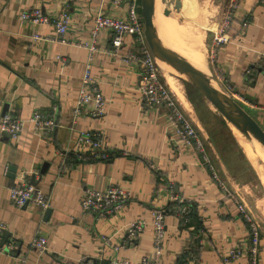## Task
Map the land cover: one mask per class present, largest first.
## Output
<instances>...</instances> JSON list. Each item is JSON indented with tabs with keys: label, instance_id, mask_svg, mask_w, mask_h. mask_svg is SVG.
<instances>
[{
	"label": "crops",
	"instance_id": "0c3cea01",
	"mask_svg": "<svg viewBox=\"0 0 264 264\" xmlns=\"http://www.w3.org/2000/svg\"><path fill=\"white\" fill-rule=\"evenodd\" d=\"M29 8H41L50 16L66 8L71 19L62 39L51 24L20 22L19 12ZM99 10L119 18L126 14L125 4L115 6L112 0H0V116L10 112L23 121L15 137L0 132V223L5 227L0 242L6 233L2 245L12 246L0 252V264L86 260L112 264L122 259L136 264L142 257L152 259V210L160 207L167 214L159 264H175L177 256L190 248L198 255L194 258L189 252L185 264H251L248 223L234 198L212 177L200 155L174 136L167 110L147 108L141 102L138 68L108 53L106 29L99 31L90 60V74L105 98V113L93 117L89 102L74 119V102L89 55L79 44L90 43ZM216 34L227 41L216 44ZM205 37L210 76L264 130V2L235 0L229 20H212ZM128 51L123 46L119 53ZM173 92L198 126L218 176L230 192L241 194L243 186L231 175L219 134L213 131L214 121L223 124L222 118L193 86H185L181 95ZM52 106H57L54 130L36 129L32 114L49 112ZM198 106L206 119L199 116ZM87 131L100 132L107 159H92L89 147L75 143L79 133ZM29 182L44 192L49 202L45 210L11 202L10 188ZM111 186L130 193L121 210L109 218L82 212L85 188L103 191ZM173 193L196 204L199 222L191 218L186 226H179L180 219L170 208ZM137 220L144 221V227L127 241L125 228ZM36 236L47 239L44 251L31 245ZM263 244L261 239L257 264L264 262ZM237 247L243 248L242 255L225 261Z\"/></svg>",
	"mask_w": 264,
	"mask_h": 264
},
{
	"label": "built area",
	"instance_id": "2783aa9c",
	"mask_svg": "<svg viewBox=\"0 0 264 264\" xmlns=\"http://www.w3.org/2000/svg\"><path fill=\"white\" fill-rule=\"evenodd\" d=\"M264 2V0H260ZM115 6L125 4L126 14L123 18L113 16L103 10H99L93 20L90 43L82 42L79 45L89 51L88 61L85 64L82 81L83 85L79 89L74 102V119L78 116L81 108L93 103L91 115L93 117L103 116L105 113V98L100 92L96 80L90 74V60L92 53L96 50L95 40L101 29H106L110 33V49L108 53L114 56H122L127 62H133L138 68L139 84L138 92L141 102L147 108H165L168 112L169 125L174 136L184 144L185 147H191L201 157L202 161L209 167L212 177L217 181L218 174L211 163L207 152L204 139L200 134L198 126L181 107L176 94L168 85L158 60L154 57L144 35V22L141 15L140 0H112ZM18 19L22 23L30 25L51 24L57 36L62 39L70 26V13L66 8H62L54 15H49L41 8H29L21 10ZM130 37L129 41L126 40ZM213 41L218 44L227 41L223 35H214ZM127 46L129 51L121 55L120 48ZM57 106H52L51 111H35L31 116L36 129L42 132H52L57 125L56 122ZM23 121L21 118L10 112H5L0 116V132L8 137H15L21 130ZM78 146H87L90 148L92 159H107L108 149L103 143L100 132L87 131L81 132L75 139ZM8 172V169L6 170ZM220 187L236 202L242 218L248 223L249 236L247 240L248 251L251 255V264H257L258 248L261 243L260 225L250 213L247 203L237 193H232L221 180L218 182ZM11 202L22 207L27 204H34L45 210L49 206L48 199L44 192L29 183L13 186L9 190ZM130 198V193L118 186H111L106 190H94L85 188L81 199V210L84 214H92L97 218H109L121 210ZM172 199L178 203L184 199L177 194H172ZM188 212L187 206H181L178 209V218H183ZM167 212L163 207L152 210L153 215V248L155 257L148 259L142 257L136 264H159L158 255L163 248L165 240V216ZM187 218H184V222ZM144 221L137 220L129 223L126 228V239L132 241L142 231ZM4 225L0 223V235L4 230ZM47 239L44 236H36L32 239L31 245L40 251L46 248ZM11 245L0 246V252L11 249ZM242 249H234L225 257V261L235 259L242 255ZM79 264H96L95 261H80ZM112 264H134L129 260L122 259Z\"/></svg>",
	"mask_w": 264,
	"mask_h": 264
},
{
	"label": "rangeland",
	"instance_id": "374dc122",
	"mask_svg": "<svg viewBox=\"0 0 264 264\" xmlns=\"http://www.w3.org/2000/svg\"><path fill=\"white\" fill-rule=\"evenodd\" d=\"M172 1L167 0L168 3L163 7L164 10H170L168 15L164 14L163 9L161 13L159 5V11L157 12L161 23L171 25V28L167 30L168 39L184 46V48L201 50L203 53L202 57L206 63V60L209 61L207 54L210 56V52H207L205 47V30L211 26L212 20H216V18L220 23L227 22L234 9L235 0H182L180 10L174 9ZM210 40L212 39L210 38ZM178 55L181 56L180 54ZM181 57L183 58V56ZM159 64L160 66L162 65L161 63ZM161 68L170 88L181 95L182 89L185 90L186 86L184 77L178 73L169 72L163 65ZM206 73L209 74V71L207 70ZM215 112L229 128L227 130L219 119L214 121V128L212 127L213 131L219 134L217 138L219 145L223 149L222 155L226 159V165L231 175L243 186V189L239 191L242 195H239L247 203L250 213L260 225V236L264 242V153L242 136L246 142L250 143L253 149L259 152V158L256 161L251 160L247 156L243 143L234 132L233 126L217 111ZM198 114L201 118L206 119V112L200 106H198ZM246 138L249 139L250 137ZM221 180L218 177L217 182ZM262 246L264 247V244ZM262 263L264 264V262Z\"/></svg>",
	"mask_w": 264,
	"mask_h": 264
},
{
	"label": "water",
	"instance_id": "95a60500",
	"mask_svg": "<svg viewBox=\"0 0 264 264\" xmlns=\"http://www.w3.org/2000/svg\"><path fill=\"white\" fill-rule=\"evenodd\" d=\"M174 9L179 10L182 0H173ZM140 11L144 22L145 39L157 60L167 63L184 77L204 98L209 100L222 117L232 123L244 136L253 137L264 147V130L258 122L232 97L226 94L206 72L195 68L177 53L165 47L154 27V0H140ZM169 9L164 10L168 15ZM13 170V169H11ZM36 185L34 182H30ZM49 209L46 210V216ZM6 233L0 246L5 242Z\"/></svg>",
	"mask_w": 264,
	"mask_h": 264
},
{
	"label": "bare ground",
	"instance_id": "6f19581e",
	"mask_svg": "<svg viewBox=\"0 0 264 264\" xmlns=\"http://www.w3.org/2000/svg\"><path fill=\"white\" fill-rule=\"evenodd\" d=\"M167 3H168L167 0H154L153 23H154V27L158 33L160 40L162 41V43L165 47L169 48L174 53L177 52L178 54L183 56V59H185L187 62H189L195 68L199 69L200 71L206 72L208 69L206 68V63L202 57L203 53L201 52V50H199V49L194 50L192 48L187 49V48H184V46L176 43L175 41L168 39L169 37H168L167 30H169V28H171L170 27L171 25L169 26L165 23H161V20L159 19V14H157V12L159 11L158 5L160 6L161 13H162V9H163L164 5H166ZM158 62L161 63L163 65V67H165V69H167L169 72L179 74L178 70H176L172 66L168 65L167 63L162 62L160 60H158ZM180 76H182V75H180ZM207 101L214 107V105L209 100H207ZM214 109L216 110L215 107H214ZM229 124H231L233 126L234 132L239 137L240 141L243 143V146L245 147V151L247 153V156L251 160L256 161L259 158L258 157V154H259L258 150L253 149L252 146L250 145V143L246 142V140H244V138L247 139L248 141H250L252 144H254L259 149H261L263 151V153H264V147L255 138H253V137H250L249 139L246 138L232 123H229Z\"/></svg>",
	"mask_w": 264,
	"mask_h": 264
},
{
	"label": "trees",
	"instance_id": "16d2710c",
	"mask_svg": "<svg viewBox=\"0 0 264 264\" xmlns=\"http://www.w3.org/2000/svg\"><path fill=\"white\" fill-rule=\"evenodd\" d=\"M185 84H186V86H189L190 87V84H188L186 82H185ZM206 102H207L208 106L212 110L216 111L214 109V107L207 100H206ZM222 122H223V124L225 126H227L223 120H222ZM171 206H172L171 212L172 213H175V214L177 213V215H178V209H179V207H181V206H187V208H188L187 214L183 218L180 219L179 226H186L190 222V221L188 223L187 222H184V218H187V220H190L191 218H194V221H196V222H199L200 221L199 218L196 215V204L193 201H188V200H185L184 199L182 202L178 203L176 200H174V201H172L170 203V208H171ZM166 212H167V209H166ZM193 243L195 244V246L198 245V239H194L193 240ZM189 252L192 254V257H194V258L198 255V250H194L193 248H190V250L182 251L177 256L176 263L175 264H185L187 262L186 261V258L188 256V253Z\"/></svg>",
	"mask_w": 264,
	"mask_h": 264
}]
</instances>
